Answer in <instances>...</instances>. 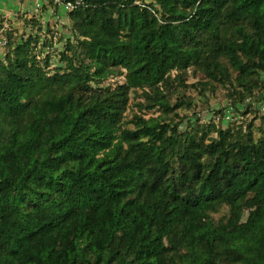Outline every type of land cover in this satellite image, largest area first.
<instances>
[{
	"label": "trees",
	"instance_id": "1",
	"mask_svg": "<svg viewBox=\"0 0 264 264\" xmlns=\"http://www.w3.org/2000/svg\"><path fill=\"white\" fill-rule=\"evenodd\" d=\"M80 1L0 59V264H264V116L183 114L261 95L264 0Z\"/></svg>",
	"mask_w": 264,
	"mask_h": 264
},
{
	"label": "rangeland",
	"instance_id": "2",
	"mask_svg": "<svg viewBox=\"0 0 264 264\" xmlns=\"http://www.w3.org/2000/svg\"><path fill=\"white\" fill-rule=\"evenodd\" d=\"M147 1L151 2V0ZM50 5L51 10L54 12L49 11L50 8L47 6ZM47 6L48 11L42 8V10L35 14L34 17H27L25 14L21 15L20 19H14V21L8 20L5 17L0 18V59L5 58L9 37L28 38L31 34L37 33L43 36L44 41L46 39L51 41L49 46L42 47L43 54L39 59L43 60L47 55H51L52 61L57 64L59 54L65 50L66 44L69 40L73 39V35L70 31L71 24L68 17L70 11H68L65 6H55L54 2L51 0H48ZM54 6L56 9L53 8ZM30 19L34 21L37 20L38 23L34 24ZM4 41L6 42L5 45L2 44ZM183 94L186 96L197 95L196 93L191 94L190 92H183ZM226 94V90H220L215 95H209L207 97L208 99L197 97L195 100L197 113L185 110L183 111V114L191 117H194L192 115H195L193 121L199 119L201 123L215 122L216 124L221 125L223 122V115L226 114V112H229L232 115V118L231 121L225 122L227 126H225L224 129L247 125V122H251L256 117L258 118L256 124H260V118L264 116V112L262 111L263 101L259 102V97L261 96L264 98V89L260 93L261 95H258L256 99L251 100L248 104L239 105V108H235V110L230 107ZM134 108L135 105L133 103L127 117L128 119L131 118L130 112H133ZM219 118L221 120H219ZM185 126L186 124L182 125L183 130L185 129ZM219 215L220 214L216 216L218 217ZM227 215L228 210L226 209L225 216ZM247 218L248 214L245 215L244 221L247 220Z\"/></svg>",
	"mask_w": 264,
	"mask_h": 264
},
{
	"label": "crops",
	"instance_id": "3",
	"mask_svg": "<svg viewBox=\"0 0 264 264\" xmlns=\"http://www.w3.org/2000/svg\"><path fill=\"white\" fill-rule=\"evenodd\" d=\"M37 4H42L46 11H48L47 7H49V11L54 12L51 10V5L47 6L48 0H0V11L5 16L10 17L11 21H14L17 18L20 19L21 15L26 14L27 17H33L37 12L39 13L40 9L37 8Z\"/></svg>",
	"mask_w": 264,
	"mask_h": 264
},
{
	"label": "built area",
	"instance_id": "4",
	"mask_svg": "<svg viewBox=\"0 0 264 264\" xmlns=\"http://www.w3.org/2000/svg\"><path fill=\"white\" fill-rule=\"evenodd\" d=\"M51 1L54 2L55 6H59V7H61V6H65V8H66L68 11H72V10L75 9L76 6H79V5L82 4V1H80V0H76L75 3H73V2L64 3L63 0H51ZM37 8H39L40 11H41L42 8H43V5H42V4H37ZM37 13H38V12H37ZM37 13H36V14H37ZM1 17H5V18H7L8 20H10V17L5 16V15L0 11V18H1ZM2 44L5 45L6 42L4 41ZM262 111L264 112V104L262 105ZM231 118H232V115H231L229 112H226V114H224V116H223V122L231 121ZM219 120H221V119L219 118Z\"/></svg>",
	"mask_w": 264,
	"mask_h": 264
}]
</instances>
